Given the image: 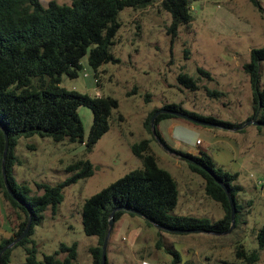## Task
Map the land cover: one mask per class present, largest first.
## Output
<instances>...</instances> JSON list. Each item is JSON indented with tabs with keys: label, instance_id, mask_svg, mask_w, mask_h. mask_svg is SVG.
<instances>
[{
	"label": "rangeland",
	"instance_id": "374dc122",
	"mask_svg": "<svg viewBox=\"0 0 264 264\" xmlns=\"http://www.w3.org/2000/svg\"><path fill=\"white\" fill-rule=\"evenodd\" d=\"M49 1L40 0L44 7ZM53 1L69 5L72 0ZM255 2L195 0L191 21L179 25L174 36L167 31L171 17L158 4L141 10L125 8L118 14L121 27L112 47L119 63L99 68L98 85L86 58L76 79L63 78L61 85L66 89L90 97L110 96L117 100L118 108L110 117L109 131L89 152L81 143H56L39 136L18 140L13 176L16 182L30 188V196L42 194L36 187L38 184L56 186L65 181L71 175L67 168L80 159L88 160L94 168L91 177L64 188L57 210L52 212L49 208L41 224L35 226L31 238L38 261L57 252L61 244L68 247L75 244L76 262L92 263L88 249L97 244V239L83 232V203L129 172L142 169L130 146L143 139L151 140L150 148L159 167L177 182L179 197L173 214L211 221L223 217L220 204L205 194L204 180L191 173L175 153L199 150L210 155L219 167L238 174L236 184L242 187L238 195L242 208L240 222L225 235L174 234L148 226L138 216L124 214L113 224L107 241L108 264H171V252H177L183 264H240L233 254L236 243H241L248 252L258 251L256 233L264 226V126L258 129L253 124L245 125L252 120L253 89L243 70L250 60V51L264 47V0ZM181 73L197 79L198 89L191 91L179 84ZM259 86L264 90V63ZM170 104L202 117L240 124L242 132L207 127L177 117L157 126L166 146L174 151L171 152L143 125L155 110ZM77 112L86 139L92 114L86 107H79ZM173 121L176 125L169 133L165 129ZM197 140L202 144H196ZM261 181L262 185H258ZM0 201L10 227L16 228L17 215L1 194ZM159 237L163 245L157 249ZM24 261V250L15 248L10 264ZM255 264H264V249L259 251Z\"/></svg>",
	"mask_w": 264,
	"mask_h": 264
},
{
	"label": "trees",
	"instance_id": "16d2710c",
	"mask_svg": "<svg viewBox=\"0 0 264 264\" xmlns=\"http://www.w3.org/2000/svg\"><path fill=\"white\" fill-rule=\"evenodd\" d=\"M193 1L195 0H72L69 5H60L51 0L44 7L40 0H0V194L19 219L14 237L0 240V264H10L12 251L17 247L24 250L23 264H79L76 262L75 244L70 247L61 244L57 252L45 255L42 261H38L36 246L31 237L35 226L43 221L44 212L49 208L52 212L57 210L63 200L64 188L91 177L94 168L88 160L80 159L67 168L71 175L65 181L56 186L38 184L36 187L42 194L30 196V188L16 182L13 176V167L17 161L14 150L18 140L39 136L56 143L63 141L81 143L89 152L109 131V120L112 112L118 108V102L110 96L90 97L68 90L61 85L63 78L76 79L83 70L82 60L86 58L88 67L95 73L94 83L98 85L96 76L99 68L104 64L119 63V59L112 53V47L121 27L118 14L125 8L141 10L158 4L162 11L170 15L171 25L167 31L174 36L179 25L191 21ZM251 1L256 3L255 0ZM262 63L264 47L252 49L249 62L243 65L253 89L251 118L262 124L257 126L258 129L264 126V90L259 86ZM200 73L208 76L203 70H200ZM178 82L191 91L198 89L197 79L185 73L178 76ZM148 97L146 95V98ZM79 107L90 109L92 114V124L86 139L77 112ZM163 108L179 111L199 121L225 129L240 126L187 112L175 104L164 105ZM153 114L143 124L149 134H152L150 120ZM171 118L177 117L168 114L158 115L154 121L155 136L152 134L158 137L159 143L168 150L171 149L164 143L157 126L163 120ZM5 134L8 140L4 161L5 173L8 186L15 198L7 192L1 170ZM150 143V139H143L130 146L133 155L141 161L142 169L129 172L83 203L81 211L83 232L86 236L97 239V244L88 249L92 257L91 264L101 263L102 245L108 232L110 214L117 208H128L141 216L123 209L117 210L114 213V223L124 214H128L132 217H145L147 220L142 218L144 222L152 227L154 223L170 230L224 235L231 225V209L225 192L208 171L226 186L233 200L235 209L233 228L240 222L242 208L238 204V195L242 192V187L236 184L238 174L217 166L204 151L195 156L179 151L175 153L185 162L191 173L204 180L205 194L220 204L224 212L223 217L211 221L206 218L173 214L178 204V185L168 171L159 167ZM28 213L31 214V227L27 236L1 253L23 232L28 222ZM256 241L258 251L251 252L246 251L241 243H236L233 253L235 260L240 264H255L259 260V251L264 249V226L257 231ZM162 245L163 241L159 237L155 246L160 249ZM171 253L173 254L171 264H183L177 252ZM60 255L64 257L61 258Z\"/></svg>",
	"mask_w": 264,
	"mask_h": 264
},
{
	"label": "water",
	"instance_id": "95a60500",
	"mask_svg": "<svg viewBox=\"0 0 264 264\" xmlns=\"http://www.w3.org/2000/svg\"><path fill=\"white\" fill-rule=\"evenodd\" d=\"M160 114H168V115H172V116H175V117H178V118H182L184 120H187L189 122H192V123H195V124H199V125H205V126H216V125H211L209 123H205V122H202V121H199L197 119H194L184 113H181L179 111H171V110H168V109H165V108H161L157 111L154 112V114L152 115L151 117V120H150V124H151V129H152V134L155 136V130H154V121L156 119V117ZM249 124H253L255 126H261L262 124L255 120V119H252V120H248L245 125H249ZM236 130H241L240 126L235 128ZM157 141H159V138L158 137H155ZM7 150H8V140H7V136L5 134V146H4V151H3V156H2V167H1V170H2V174L4 176V182H5V188L7 190V192L9 193V195L12 197V198H15L13 192L10 190L9 186H8V183H7V179H6V173H5V165H4V161H5V158H6V155H7ZM208 174L213 178V180L222 188V190L225 192L227 198H228V202H229V206H230V209H231V225H230V228L228 229V231H226L224 233L225 234H228L231 232V230L233 229V226H234V216H235V209H234V204H233V200L226 188L225 185L222 184V182H220L218 180V178L210 171H208ZM125 210L127 212H134L138 215H140L139 213L131 210V209H128V208H117L115 210H113L110 214V219H109V223H108V232L106 234V237L104 239V242H103V245H102V255H101V263L100 264H106L107 262V255H106V247H107V241H108V238H109V235H110V232H111V229H112V226L114 224V213L117 211V210ZM141 216V215H140ZM142 218L146 219L145 217L142 216ZM147 220V219H146ZM149 221V220H148ZM150 223H152L151 221H149ZM157 229H160V230H166V231H170V232H175V233H183V232H186V233H203L202 231H181V230H170V229H166V228H162L154 223H152ZM30 227H31V214L28 213V222L23 230V232L13 240V242L6 246L2 251L1 253L6 250V249H9L11 248L13 245H15L18 241L24 239L29 230H30Z\"/></svg>",
	"mask_w": 264,
	"mask_h": 264
},
{
	"label": "crops",
	"instance_id": "0c3cea01",
	"mask_svg": "<svg viewBox=\"0 0 264 264\" xmlns=\"http://www.w3.org/2000/svg\"><path fill=\"white\" fill-rule=\"evenodd\" d=\"M172 119H174V118H171V119H167V120H172ZM167 120H163V121H167ZM162 121V122H163ZM161 123V122H160ZM159 123V124H160ZM176 122H172L171 124H169L167 127H166V129L165 130H168L169 131V133H171V132H173V128H174V126L176 125L175 124ZM159 124H158V126H159ZM207 127H209V126H207ZM160 136H161V134H160ZM163 139V138H162ZM198 141V140H197ZM196 141V142H197ZM197 144V143H196ZM202 143H200L199 145H201ZM172 152V151H171ZM199 150H198V152H197V150H189V152H188V154H191V155H198L199 154ZM210 156V155H209ZM211 157V156H210ZM212 158V157H211ZM212 160L217 164V166H218V163H217V161H215L213 158H212ZM225 170V169H224ZM226 171V170H225ZM0 209H1V213H0V240L1 239H8V238H11V237H14V232L16 231V228L14 227V226H12L11 225V227H10V224H9V222L7 221V219H6V216L2 213V204H1V201H0ZM9 219V218H8ZM10 221V220H9ZM13 252V251H12ZM11 257H12V254H11ZM11 261V260H10ZM11 263V262H10Z\"/></svg>",
	"mask_w": 264,
	"mask_h": 264
},
{
	"label": "built area",
	"instance_id": "2783aa9c",
	"mask_svg": "<svg viewBox=\"0 0 264 264\" xmlns=\"http://www.w3.org/2000/svg\"><path fill=\"white\" fill-rule=\"evenodd\" d=\"M84 76L86 77V76H87V74H84ZM95 82H97V81L95 80ZM196 143H197V144H200V142H199V141H197ZM258 185H262V181H261V182H258Z\"/></svg>",
	"mask_w": 264,
	"mask_h": 264
}]
</instances>
